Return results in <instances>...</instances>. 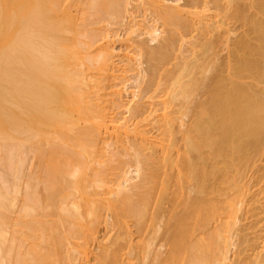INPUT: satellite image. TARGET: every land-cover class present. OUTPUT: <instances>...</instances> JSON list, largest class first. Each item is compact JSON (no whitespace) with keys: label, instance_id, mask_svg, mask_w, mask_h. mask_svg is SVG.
<instances>
[{"label":"bare ground","instance_id":"6f19581e","mask_svg":"<svg viewBox=\"0 0 264 264\" xmlns=\"http://www.w3.org/2000/svg\"><path fill=\"white\" fill-rule=\"evenodd\" d=\"M133 1L101 15L129 19L108 32L135 40L123 53L114 41L86 57L75 41L66 49L64 17L48 3L0 34V164L12 176L0 184V264H264V0ZM9 17L0 10V32ZM137 67L138 98L116 125L123 72ZM30 68H48L64 96L48 91V106L32 109ZM34 108L50 118L43 145ZM114 155L131 156L135 175ZM35 156L45 197L62 186L63 213L50 218L27 170Z\"/></svg>","mask_w":264,"mask_h":264},{"label":"rangeland","instance_id":"374dc122","mask_svg":"<svg viewBox=\"0 0 264 264\" xmlns=\"http://www.w3.org/2000/svg\"><path fill=\"white\" fill-rule=\"evenodd\" d=\"M114 0H0V10H3L5 13L9 14V20L5 23V25L2 28V31L0 34L10 37L16 32L17 28V22L24 19L31 7L32 3H39V4H45L48 3V6L50 9L58 8L59 12L57 16L62 15L64 17V30H63V40L62 45L67 49L68 44L72 42L79 43V53L80 50L82 52V56L86 57L90 54H96L99 53L100 50H104V47L112 43V41L115 42V45L117 47H121V53H123V50H126V41H129V43L134 42L135 40L131 39H123L122 36L116 35V36H109L108 32L111 28L118 29L122 24V22L126 23L129 22V19L126 18L125 20L123 17L118 16L114 23L111 25L110 21H104L101 19V15L104 14V9L110 6L113 3ZM135 3H139L140 0L133 1ZM15 9H18V13L15 17H13L11 14L14 12ZM53 12H49V17H55L52 15ZM137 15V21L142 23V21H146V15L143 12H136ZM56 16V17H57ZM121 21V22H120ZM120 32V31H119ZM135 39V38H133ZM106 43V44H105ZM105 44V45H104ZM104 45V46H103ZM103 46V47H102ZM119 49V48H118ZM128 49H132L130 46ZM133 50V49H132ZM130 54L133 55L132 52ZM120 60V59H118ZM121 66V65H120ZM145 68L148 66L147 62H144L143 65ZM123 67V66H122ZM126 67V65L124 66ZM36 68H30L31 70V76L34 79V82H37L34 84L38 88L37 90V100L39 102L32 103V109L33 105L36 104V107H43L44 105L48 106V96L47 92L52 91L55 93L56 96H64L65 90L61 88L58 84H52L51 86H48V68H41V70H35ZM140 67L129 69L128 71L123 72L122 79L125 81L126 85L129 86V92L126 93V96L123 100V105L119 106L116 111V120L117 122L114 123L116 125H121L128 121L130 118L129 112L126 110L128 106L134 103V101L138 98V96L133 97L136 93H138V87L135 86V82H132V78L135 77L136 73H139ZM45 71V72H44ZM67 72V71H66ZM107 70H102L99 75H102V73L107 74ZM47 75V76H46ZM147 77V76H146ZM144 81H146V78H144ZM164 81V80H163ZM162 81V82H163ZM46 83V84H45ZM78 86L77 84L75 85ZM49 89V90H48ZM79 92V89H77ZM142 90V87H141ZM103 93L104 91L101 90ZM80 93V92H79ZM155 97V99L158 98L160 95H164V91L162 89H157L155 91H152L150 93ZM101 95V94H100ZM109 96H106L108 98ZM42 100L46 102H42ZM35 106V105H34ZM55 112L61 114L64 113V108H59L58 111H56V102L51 105ZM121 107V108H120ZM66 111H69V108H67ZM32 112V111H31ZM50 118L44 117L41 113H37V116H35V108H34V116L32 117V125L33 128L41 134L40 144H45V137L48 135V131L50 130ZM112 125V124H111ZM113 126V125H112ZM131 132L129 133V136H131ZM129 136L126 135V139L129 138ZM105 140L108 139L106 143L111 144L114 146L116 143L118 145L121 144L120 141H116V138H109L107 135L104 137ZM125 138V136L123 137ZM120 155H114V164H120L118 162ZM123 161H125L127 164H124V166L131 165L128 170H130V175H135V161L131 156H122L120 157ZM44 160L41 156H35L32 158V161L30 164H27V170L28 172L33 170L36 171L38 179H34L33 181L35 184H37V190L39 191L40 200L37 211L40 212H48V218L55 214H61L63 213V210L59 207L60 204V192L62 190V186L57 185V192H54V194L50 198H46L45 195L48 194V190L44 187V180L46 178L45 172L43 171L42 162ZM127 168V167H126ZM72 178H74L72 176ZM106 178L108 179L107 183L105 185L109 186L110 189H116L117 187V180L115 178H112L110 175H106ZM12 180L11 174L8 172V170L0 164V184H4L6 180ZM137 180V177L135 176L133 180ZM121 180V178H120ZM22 187L24 190L29 185V182L27 179L23 180ZM59 183V179H58ZM104 184V183H103ZM59 186V187H58ZM99 189H104V186H96ZM15 204L14 210L18 209L21 205L22 201V194L17 195V197L12 200ZM133 218H129V221H132ZM103 235L104 232H103ZM66 243L62 242V245ZM81 249H84L82 247ZM87 251H97L94 250V246L87 249Z\"/></svg>","mask_w":264,"mask_h":264}]
</instances>
